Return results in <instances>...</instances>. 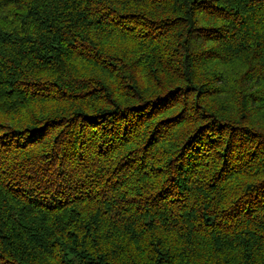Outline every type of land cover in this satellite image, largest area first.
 Instances as JSON below:
<instances>
[{
    "label": "trees",
    "instance_id": "trees-1",
    "mask_svg": "<svg viewBox=\"0 0 264 264\" xmlns=\"http://www.w3.org/2000/svg\"><path fill=\"white\" fill-rule=\"evenodd\" d=\"M0 264H264V0H0Z\"/></svg>",
    "mask_w": 264,
    "mask_h": 264
}]
</instances>
